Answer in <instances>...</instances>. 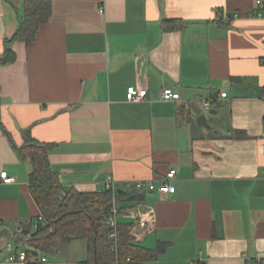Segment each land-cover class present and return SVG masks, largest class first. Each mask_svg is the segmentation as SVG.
<instances>
[{
    "label": "crops",
    "instance_id": "obj_1",
    "mask_svg": "<svg viewBox=\"0 0 264 264\" xmlns=\"http://www.w3.org/2000/svg\"><path fill=\"white\" fill-rule=\"evenodd\" d=\"M50 1L35 39L8 45L23 0H0V56L7 45L16 55L0 66L1 122L13 142L29 133L52 144L50 167L68 189L94 192L111 176L120 223L134 225L128 209L152 210L134 243L165 248L143 264H264V16L256 0ZM235 85L254 94L233 97ZM129 86L147 97L127 101ZM164 87L179 98L162 99ZM201 113L209 127L197 123ZM169 169L173 193L124 187L157 182ZM0 171L14 178H0V264H20L10 257L24 251L20 236L35 229L39 209L31 165L1 127ZM83 241L64 257L59 244L42 264H81Z\"/></svg>",
    "mask_w": 264,
    "mask_h": 264
},
{
    "label": "trees",
    "instance_id": "obj_2",
    "mask_svg": "<svg viewBox=\"0 0 264 264\" xmlns=\"http://www.w3.org/2000/svg\"><path fill=\"white\" fill-rule=\"evenodd\" d=\"M51 12L50 0H23L19 26L6 43H31L39 26L49 21ZM164 25L181 27L183 22L165 20ZM8 45L0 56V66L15 61L16 55ZM0 127L17 153L31 165L29 192L38 206V217L43 219L40 221L37 217V226L26 243L36 248L26 249L31 261L38 255L56 253L59 244L74 239L86 241L88 257L81 264H143L156 259L164 251V243H158L154 249L135 244L130 236V223H119L116 241L109 239L106 220L112 206L110 191L79 192L63 187L49 164L48 153L52 144L39 142L26 133L22 144L16 145L1 122V116ZM63 192L65 194L61 196ZM119 210L122 212L124 209L121 207ZM42 263L35 261V264Z\"/></svg>",
    "mask_w": 264,
    "mask_h": 264
},
{
    "label": "built area",
    "instance_id": "obj_3",
    "mask_svg": "<svg viewBox=\"0 0 264 264\" xmlns=\"http://www.w3.org/2000/svg\"><path fill=\"white\" fill-rule=\"evenodd\" d=\"M256 5L258 6V12L257 14L259 16H264V0H256ZM238 14L233 13L229 15H222L219 20L222 23L228 22L231 18H237ZM126 100L130 102H137L142 99H145L148 95L147 89L145 88H139L135 86H129L126 89ZM227 95V92H220L219 97H225ZM161 98L164 100H170V99H178L179 93L172 91L171 88L164 87L161 90ZM216 104V98H211L209 100H206L203 102V105L205 108L209 109L212 108ZM262 136L264 138V126L262 129ZM176 175L175 169H169L162 177H160L157 182L155 180L151 179H136L133 181H125L124 187L126 188H132L135 191H157L160 194H169L173 193L175 191V187L173 185V180ZM0 178L5 183H11L14 178L11 176H8L6 171H0ZM264 178V173H263ZM108 190L111 193V210L107 217L106 224L109 228L108 237L109 239L116 241L117 239V231H118V225H119V217L122 215V213L119 210V207L116 204L115 197L117 196V188L115 186V181L112 179L111 176H107L106 179L102 183V188L97 191H103ZM64 192L61 194V196H64ZM127 217L132 219V222L134 225L131 227L130 230V236L135 241L139 236V229H143L147 227L150 223H153V212L152 210L144 211L139 206H136L134 208L128 209L125 214ZM38 220L43 221V219L39 216ZM37 225H35L36 228ZM31 235V232H28L26 234L21 235L20 242H24L25 244L29 240ZM27 245V244H26ZM27 248L31 250H35L33 246H28ZM12 249L11 246H7L5 248V251H10ZM115 251V248H114ZM29 257L27 256L26 249L24 251H21L16 256L10 257V262H17L20 264H26L29 262ZM40 261L45 262L46 257L44 255H38L36 258H34V261ZM246 264H249L248 262Z\"/></svg>",
    "mask_w": 264,
    "mask_h": 264
},
{
    "label": "rangeland",
    "instance_id": "obj_4",
    "mask_svg": "<svg viewBox=\"0 0 264 264\" xmlns=\"http://www.w3.org/2000/svg\"><path fill=\"white\" fill-rule=\"evenodd\" d=\"M84 241L82 239H77V240H73V242L70 244L68 243H62L60 244V249L58 252V256L59 257H64L65 255L68 256L70 255L72 252L77 253L79 251V245H84ZM21 249L25 250L27 249V245L25 243H21L20 246ZM49 260L53 259V254H46L45 255Z\"/></svg>",
    "mask_w": 264,
    "mask_h": 264
},
{
    "label": "water",
    "instance_id": "obj_5",
    "mask_svg": "<svg viewBox=\"0 0 264 264\" xmlns=\"http://www.w3.org/2000/svg\"><path fill=\"white\" fill-rule=\"evenodd\" d=\"M252 94H254V92L250 90L248 87L240 86V85H235L231 87V96L233 97L241 96V95H252ZM210 113H215V110H211ZM196 121L199 125L209 127L205 113H201L200 115H198Z\"/></svg>",
    "mask_w": 264,
    "mask_h": 264
}]
</instances>
